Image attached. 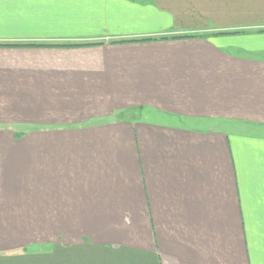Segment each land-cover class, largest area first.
I'll use <instances>...</instances> for the list:
<instances>
[{"label":"crops","instance_id":"0c3cea01","mask_svg":"<svg viewBox=\"0 0 264 264\" xmlns=\"http://www.w3.org/2000/svg\"><path fill=\"white\" fill-rule=\"evenodd\" d=\"M0 264H264V0H0Z\"/></svg>","mask_w":264,"mask_h":264},{"label":"trees","instance_id":"16d2710c","mask_svg":"<svg viewBox=\"0 0 264 264\" xmlns=\"http://www.w3.org/2000/svg\"><path fill=\"white\" fill-rule=\"evenodd\" d=\"M187 37H195L194 35H189V36H187Z\"/></svg>","mask_w":264,"mask_h":264}]
</instances>
